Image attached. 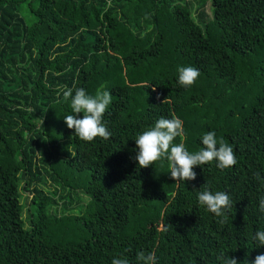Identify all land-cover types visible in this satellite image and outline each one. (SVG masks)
Instances as JSON below:
<instances>
[{
  "label": "trees",
  "instance_id": "obj_1",
  "mask_svg": "<svg viewBox=\"0 0 264 264\" xmlns=\"http://www.w3.org/2000/svg\"><path fill=\"white\" fill-rule=\"evenodd\" d=\"M181 66L199 70L193 85L178 84ZM102 86L111 136L80 140L63 91ZM173 116V144L193 153L213 131L237 163L195 166L185 182L165 158L140 168L137 134ZM257 173L264 0H0V264H140V251L156 264H221V252L247 264L264 253ZM205 188L230 195L224 217L198 203Z\"/></svg>",
  "mask_w": 264,
  "mask_h": 264
},
{
  "label": "clouds",
  "instance_id": "obj_2",
  "mask_svg": "<svg viewBox=\"0 0 264 264\" xmlns=\"http://www.w3.org/2000/svg\"><path fill=\"white\" fill-rule=\"evenodd\" d=\"M177 71V82L181 86L193 85L200 76L199 70L192 66H181ZM69 98L73 114L67 115L64 122L69 129L74 130L75 136L86 142H91L97 137L109 139L111 133L102 121L103 114L111 103V93L103 90V86L97 89L95 95H89L84 88H68L63 91V99L69 100ZM81 113L82 117L78 118L76 114ZM182 123L175 116L171 119L159 118L153 126L137 134L134 140L135 155L131 158L140 168H147L161 158H165L168 161L170 177L176 182L194 180L196 173L193 168L213 160L217 162L216 166L220 169L232 167L237 163L233 148L222 139L218 141L213 131H208L201 137L203 147L193 153L186 149L183 142L173 144L176 137L183 136ZM255 175L264 186V180H261L259 173ZM197 199L201 206L217 217H224L223 209L232 206L230 195L224 191L213 193L205 188L197 193ZM259 210L264 212V195L259 199ZM220 223H224V219H221ZM252 239L258 242L259 247L264 246V230H256ZM136 259L140 264H156L153 253L146 255L140 251L136 254ZM217 259L221 261V264H238L235 257H230L223 252ZM111 264H129V261L127 258H113ZM247 264H264V253L256 255L253 260L247 261Z\"/></svg>",
  "mask_w": 264,
  "mask_h": 264
},
{
  "label": "rangeland",
  "instance_id": "obj_3",
  "mask_svg": "<svg viewBox=\"0 0 264 264\" xmlns=\"http://www.w3.org/2000/svg\"><path fill=\"white\" fill-rule=\"evenodd\" d=\"M206 11H208V8H207V6H206ZM207 16H208V13H207ZM42 186L44 187V188H52V186H51V184H50V182L48 181V180H46L43 184H42ZM27 196V194L24 192V191H21V197H20V200H21V202L22 203H24V201L26 202V201H28V197H26ZM24 208H25V206H24ZM23 208V209H24ZM22 216L24 217V211H23V213H22Z\"/></svg>",
  "mask_w": 264,
  "mask_h": 264
}]
</instances>
